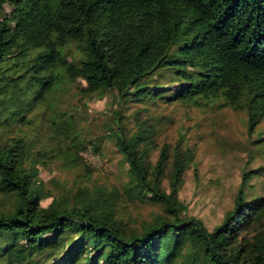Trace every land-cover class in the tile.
Returning <instances> with one entry per match:
<instances>
[{
	"label": "trees",
	"instance_id": "16d2710c",
	"mask_svg": "<svg viewBox=\"0 0 264 264\" xmlns=\"http://www.w3.org/2000/svg\"><path fill=\"white\" fill-rule=\"evenodd\" d=\"M106 95L99 126L86 121L80 106ZM161 99L245 111L252 137L264 121V0H0V193L13 199L0 264H264L253 172L213 228L190 214L180 192L197 148L183 132L157 142L137 106ZM105 142L125 179L91 186L85 152L101 156ZM40 153L71 155L85 184L52 190ZM135 202L159 210L133 216Z\"/></svg>",
	"mask_w": 264,
	"mask_h": 264
},
{
	"label": "rangeland",
	"instance_id": "374dc122",
	"mask_svg": "<svg viewBox=\"0 0 264 264\" xmlns=\"http://www.w3.org/2000/svg\"><path fill=\"white\" fill-rule=\"evenodd\" d=\"M156 82L170 85L168 79L157 77ZM110 96L94 98L88 105L82 104L79 113L88 122L99 126L102 114L110 105ZM147 108H142L143 106ZM142 110L141 119L148 120L156 128L155 140L177 142L183 132L193 146H196L195 164L186 174L180 197L188 204V212L202 218L210 228L218 224L225 212L234 203L242 181L243 172L250 170L254 177L247 188L249 195H264V145L252 148L251 138L262 136L264 139V121L256 128L252 137L248 134L247 114L218 103L201 107L183 102L158 100L137 105ZM136 106V108H137ZM135 107L131 109L133 111ZM37 123L39 119H37ZM43 125H46L45 122ZM41 127L39 126L34 133ZM46 129H43V132ZM97 131H101L100 128ZM261 149V150H260ZM92 164L93 176L89 185H105L112 187L121 184L125 179L122 157L112 143L105 142L101 156L85 152ZM39 169L38 178L58 191L71 186L83 176L77 162L71 155L37 154ZM51 198L43 201L48 204ZM13 207V199L0 193V211ZM159 207L154 204L130 203L127 212L133 216L148 218Z\"/></svg>",
	"mask_w": 264,
	"mask_h": 264
}]
</instances>
